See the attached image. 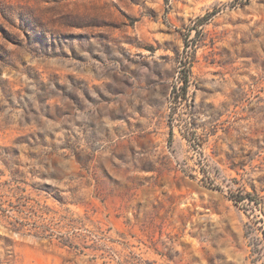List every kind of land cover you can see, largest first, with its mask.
Wrapping results in <instances>:
<instances>
[{
    "label": "rangeland",
    "instance_id": "374dc122",
    "mask_svg": "<svg viewBox=\"0 0 264 264\" xmlns=\"http://www.w3.org/2000/svg\"><path fill=\"white\" fill-rule=\"evenodd\" d=\"M0 264H264V0H0Z\"/></svg>",
    "mask_w": 264,
    "mask_h": 264
},
{
    "label": "trees",
    "instance_id": "16d2710c",
    "mask_svg": "<svg viewBox=\"0 0 264 264\" xmlns=\"http://www.w3.org/2000/svg\"><path fill=\"white\" fill-rule=\"evenodd\" d=\"M188 84V78H187V74H185V78H184V85L186 86ZM186 94V93H185ZM179 96H177L178 98Z\"/></svg>",
    "mask_w": 264,
    "mask_h": 264
}]
</instances>
